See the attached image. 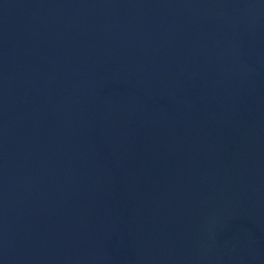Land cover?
<instances>
[{"label": "water", "instance_id": "obj_1", "mask_svg": "<svg viewBox=\"0 0 264 264\" xmlns=\"http://www.w3.org/2000/svg\"><path fill=\"white\" fill-rule=\"evenodd\" d=\"M0 264H264V0H0Z\"/></svg>", "mask_w": 264, "mask_h": 264}]
</instances>
